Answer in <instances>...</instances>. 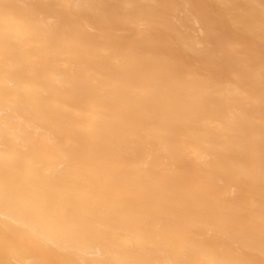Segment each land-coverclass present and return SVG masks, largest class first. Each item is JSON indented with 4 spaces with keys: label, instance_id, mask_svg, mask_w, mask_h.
Returning <instances> with one entry per match:
<instances>
[{
    "label": "bare ground",
    "instance_id": "obj_1",
    "mask_svg": "<svg viewBox=\"0 0 264 264\" xmlns=\"http://www.w3.org/2000/svg\"><path fill=\"white\" fill-rule=\"evenodd\" d=\"M0 264H264V0H0Z\"/></svg>",
    "mask_w": 264,
    "mask_h": 264
}]
</instances>
